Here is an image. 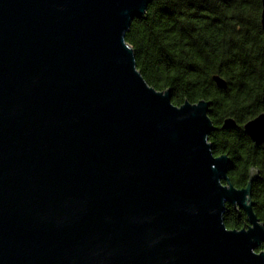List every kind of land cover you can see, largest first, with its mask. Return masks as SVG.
Here are the masks:
<instances>
[{"label":"water","instance_id":"1","mask_svg":"<svg viewBox=\"0 0 264 264\" xmlns=\"http://www.w3.org/2000/svg\"><path fill=\"white\" fill-rule=\"evenodd\" d=\"M151 1L0 0V264H264L259 169L235 186L212 101L174 104L126 41ZM243 128L263 144L264 112Z\"/></svg>","mask_w":264,"mask_h":264},{"label":"trees","instance_id":"2","mask_svg":"<svg viewBox=\"0 0 264 264\" xmlns=\"http://www.w3.org/2000/svg\"><path fill=\"white\" fill-rule=\"evenodd\" d=\"M262 10V0H152L146 18L132 20L126 41L148 83L171 89L174 104L212 101L210 117L218 127L209 136L213 151L230 156L237 187L247 185L251 167L259 169L252 199L264 223V143L255 144L243 128L264 112ZM215 74L228 81L227 89L217 86ZM228 117L239 125L222 129ZM224 216L228 228L247 226L245 212L230 203Z\"/></svg>","mask_w":264,"mask_h":264}]
</instances>
